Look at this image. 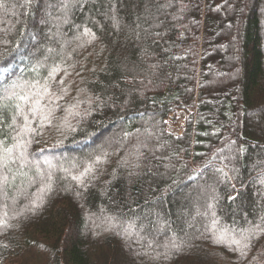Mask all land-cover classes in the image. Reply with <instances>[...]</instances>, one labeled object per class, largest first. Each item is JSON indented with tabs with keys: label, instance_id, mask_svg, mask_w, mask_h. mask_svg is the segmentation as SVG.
I'll list each match as a JSON object with an SVG mask.
<instances>
[{
	"label": "trees",
	"instance_id": "1",
	"mask_svg": "<svg viewBox=\"0 0 264 264\" xmlns=\"http://www.w3.org/2000/svg\"><path fill=\"white\" fill-rule=\"evenodd\" d=\"M263 113V0H0V264H264Z\"/></svg>",
	"mask_w": 264,
	"mask_h": 264
},
{
	"label": "rangeland",
	"instance_id": "2",
	"mask_svg": "<svg viewBox=\"0 0 264 264\" xmlns=\"http://www.w3.org/2000/svg\"><path fill=\"white\" fill-rule=\"evenodd\" d=\"M47 0H41V2L43 3V5L45 4V2H46ZM264 1V0H263ZM169 11V10H168ZM259 11V14H261L262 13V10H261V8L258 10ZM151 14V15H150ZM149 16H154V18H156V20H158L159 22H160V19H161V17H160V13H158L157 15H154V13L153 12H149L148 13V17L147 18H149ZM150 19L151 18H149V19H147V20H149L150 21ZM53 21V20H52ZM36 23H38V24H40L41 23V17H39V16H37L36 17ZM50 32V31H49ZM239 52H234V54H233V57H232V59H231V62H230V67H231V70H237L236 71V77H239V78H244V75H245V69H244V67L240 64V58H239ZM179 116H180V122L177 124V125H174L173 124V122L171 121V118L173 117V116H170V119H168L167 120V122H168V130H169V132H172V133H177V134H182L183 133V131H184V126H185V122H186V115H185V113L184 112H182V111H180L179 112ZM263 116H264V113H263ZM151 125V124H150ZM145 132H146V135H148L150 138H154V136H155V130L153 129V127L152 126H148L147 128H146V126H145ZM143 129V130H144ZM142 130V131H143ZM117 131V127H114L113 129H112V133H114V132H116ZM125 136H127V134L125 135ZM152 150V149H151ZM40 159V162H42L43 161V159H42V157H40L39 158ZM68 163H70V162H68ZM32 164H34V165H36L37 166V168L38 169H41L42 167H40L39 166V162H38V159L37 158H32L31 157V159H29L28 161H26V167H28V165L30 166V165H32ZM204 186H201V188H199L198 189V191H199V193L201 192V194H202V192H211V189H207V188H205ZM193 191H197V190H193ZM195 192H193V193H195ZM208 230L210 231V230H212V232L214 231V232H218V228L217 227H215V226H210V227H208ZM225 236V235H224ZM223 236V233L220 235V237H224ZM147 239V241H149L150 240V238L148 239V238H146Z\"/></svg>",
	"mask_w": 264,
	"mask_h": 264
},
{
	"label": "snow or ice",
	"instance_id": "3",
	"mask_svg": "<svg viewBox=\"0 0 264 264\" xmlns=\"http://www.w3.org/2000/svg\"><path fill=\"white\" fill-rule=\"evenodd\" d=\"M13 95H15L16 93L13 91L12 92ZM21 99H24V100H28L29 98L28 97H21ZM18 109H19V105L16 106ZM23 120L25 122L28 121V117L27 116H23ZM13 123L15 124V119L13 120ZM28 128H27V124H25L21 129L20 131L17 133V136H21V133L24 132V131H27ZM21 147L19 141L17 142V144L13 145L11 148L7 146V143L5 140L3 139H0V166H3V167H7V163H5V161L7 160L8 162L10 163H15L16 160L12 158V154H13V150L15 148H19ZM21 156H23V153L21 152L20 153ZM0 183H2V180H0Z\"/></svg>",
	"mask_w": 264,
	"mask_h": 264
}]
</instances>
